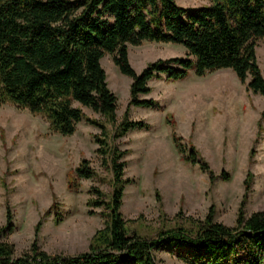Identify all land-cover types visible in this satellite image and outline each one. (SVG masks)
Listing matches in <instances>:
<instances>
[{
    "label": "trees",
    "instance_id": "16d2710c",
    "mask_svg": "<svg viewBox=\"0 0 264 264\" xmlns=\"http://www.w3.org/2000/svg\"><path fill=\"white\" fill-rule=\"evenodd\" d=\"M263 36L264 0H209L195 6L176 0H0V103L42 115L51 130L63 135L72 134L81 120L97 126L100 131L92 134L95 151L112 174L108 200L99 186L88 189L89 212L105 208L104 224L93 233L88 250L50 253L34 238L28 249L16 254L12 242L0 239V264H159L160 249L176 250L188 264H264V208L246 214L243 202L233 224L215 219L210 207L203 218L180 215V222L160 228L154 236L130 230L120 210L124 185L132 181L123 176L129 149L116 142L131 129L150 127L128 112L131 105L161 107L156 99L140 95L151 90L152 78L176 80L191 70L203 75L227 67L241 83L249 77L247 90L264 95L255 49L256 39ZM144 41L178 43L186 52L150 60L137 71L129 60V46ZM106 53L131 78L120 120L118 98L101 63ZM83 106L102 117L86 114ZM165 121L181 157L198 163L213 182L217 175L176 133L170 112ZM95 174L90 159L82 157L69 172L67 187L77 190L81 178ZM221 177L228 175L222 172ZM52 208L55 221H61L56 201L44 214ZM11 217L7 207L0 234L13 229ZM40 225L41 219L35 234Z\"/></svg>",
    "mask_w": 264,
    "mask_h": 264
},
{
    "label": "rangeland",
    "instance_id": "374dc122",
    "mask_svg": "<svg viewBox=\"0 0 264 264\" xmlns=\"http://www.w3.org/2000/svg\"><path fill=\"white\" fill-rule=\"evenodd\" d=\"M195 6L209 0H176ZM256 55L264 75V36L256 39ZM183 45L172 42L144 41L129 46V60L139 71L158 57L185 55ZM101 63L108 86L117 95V119L129 100L131 78L121 73L106 53ZM249 77H247L246 82ZM151 90L140 94L159 101L160 108L131 105L129 117L150 124L148 129H131L116 140L125 154L124 185L120 210L130 230L154 236L162 227L181 221V216L203 218L213 207L214 218L233 224L241 202L249 214L264 208V95L246 89L231 68H219L196 75L192 70L182 79L152 78ZM86 114L101 118L83 106ZM170 112L175 131L184 143L194 146L217 177L210 181L198 163L186 162L176 149L165 121ZM76 130L63 135L49 128L40 114L11 102L0 103V227L11 212V231L0 239L14 244L16 254L28 249L34 238L50 253L77 254L88 250L95 230L104 224V206H90L88 189L97 185L109 199L111 172L101 164L92 134L97 126L81 120ZM110 126V125H108ZM82 157L90 159L96 174L81 178L77 190L67 187L69 172ZM222 172L228 175L221 177ZM248 178V185L245 179ZM53 201L58 204L46 215ZM181 210L178 216L177 212ZM41 225L35 234L36 222ZM159 264H188L176 250L156 252Z\"/></svg>",
    "mask_w": 264,
    "mask_h": 264
},
{
    "label": "crops",
    "instance_id": "0c3cea01",
    "mask_svg": "<svg viewBox=\"0 0 264 264\" xmlns=\"http://www.w3.org/2000/svg\"><path fill=\"white\" fill-rule=\"evenodd\" d=\"M150 83V82H149ZM142 97H145V96H142ZM152 108H157V107H149L150 110H152Z\"/></svg>",
    "mask_w": 264,
    "mask_h": 264
}]
</instances>
